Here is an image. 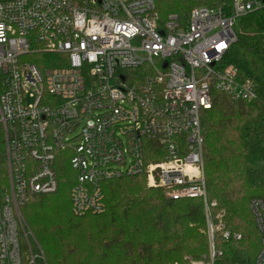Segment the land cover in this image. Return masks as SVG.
Wrapping results in <instances>:
<instances>
[{"label": "built area", "instance_id": "obj_1", "mask_svg": "<svg viewBox=\"0 0 264 264\" xmlns=\"http://www.w3.org/2000/svg\"><path fill=\"white\" fill-rule=\"evenodd\" d=\"M263 8L231 0L161 20L155 0H0V264H47L25 238L21 209L58 190L59 157L77 173V217L104 213L102 183L128 176L171 199H202L208 253L183 264H219L216 233L242 235L224 229V211L213 216L202 113L214 90L258 99L224 57L236 19ZM249 207L264 264V201Z\"/></svg>", "mask_w": 264, "mask_h": 264}, {"label": "trees", "instance_id": "obj_2", "mask_svg": "<svg viewBox=\"0 0 264 264\" xmlns=\"http://www.w3.org/2000/svg\"><path fill=\"white\" fill-rule=\"evenodd\" d=\"M230 1L155 0L161 20ZM234 31L224 62L254 81L258 99L233 101L214 90L212 107L202 113L205 177L208 200L217 202L213 216L223 210L224 229L242 235L226 240L216 233L219 264H255L263 235L249 205L264 201V8L237 18ZM60 164L58 190L32 197L23 210L48 264H183L208 253L202 199H171L148 187L144 175L128 176L102 183L104 213L77 217L70 196L77 173L69 160Z\"/></svg>", "mask_w": 264, "mask_h": 264}, {"label": "rangeland", "instance_id": "obj_3", "mask_svg": "<svg viewBox=\"0 0 264 264\" xmlns=\"http://www.w3.org/2000/svg\"><path fill=\"white\" fill-rule=\"evenodd\" d=\"M231 2V1H230ZM61 161H64V159H62L61 157H59V159L57 160V165H56V169L58 171V175H59V171L61 172L62 170V167H61V164L60 162ZM70 173H72V175H74L73 172H71V170H69ZM148 186V185H147ZM149 187V186H148ZM152 188V187H151ZM25 207V206H24ZM24 207L21 209V216H22V222H23V226H22V229L24 230V234H25V238L27 237L28 240L32 243V245L35 247V249H39L41 248L40 244L38 243V240L33 232V230L31 229L30 225L28 224L25 216H24V213H23V210H24ZM223 211V210H221ZM220 211V212H221ZM219 212V213H220ZM218 214V213H217ZM86 222H89V221H86ZM93 226V225H92ZM195 227L200 231V232H205V228H202L200 225L196 224ZM96 230V225L94 227V231ZM110 233V232H109ZM24 242V241H23ZM46 257V255H45ZM46 262L48 264V261H47V258H46ZM168 264H172V263H168Z\"/></svg>", "mask_w": 264, "mask_h": 264}]
</instances>
